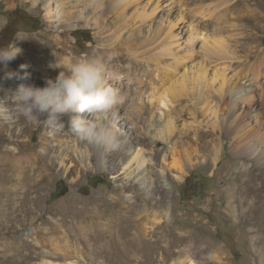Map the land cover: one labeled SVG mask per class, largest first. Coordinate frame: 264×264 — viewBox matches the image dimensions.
Here are the masks:
<instances>
[{
  "label": "rangeland",
  "instance_id": "374dc122",
  "mask_svg": "<svg viewBox=\"0 0 264 264\" xmlns=\"http://www.w3.org/2000/svg\"><path fill=\"white\" fill-rule=\"evenodd\" d=\"M11 4L6 8L0 2V46L19 48L25 34L51 28L55 34L64 31L67 50L79 60L97 57L105 63L98 50L114 56L109 64L115 73L112 87L127 94V111L143 108L151 120H172L171 134L158 129L161 138L154 137L155 126L138 128L155 138L159 168L168 169L171 149L178 150L175 156L184 165L170 167V180L162 181L170 214L142 219L104 211L88 215L83 209L94 194L110 193L114 173L89 170L76 180L77 174L56 167L40 200L22 203L19 212L8 210L12 203L0 202V264H264V161L248 159L251 151L237 158L233 133L223 132L237 121L241 140L258 137L264 142V0H44L37 8L30 0ZM134 61L137 69L129 68ZM222 79L224 87L232 86L217 100ZM6 81L15 83L16 78L0 73L6 113L16 115ZM181 82L193 87L192 94L181 91ZM236 89H242L243 97L232 95ZM208 90L214 96L204 108L198 91ZM196 100L203 108L198 115ZM62 117L66 115L58 121L63 129L32 126L14 141L37 142L42 132H54L58 150L76 157L82 150L85 157L81 144L74 147L77 138ZM249 177L256 189L255 198L250 193L252 201L243 191ZM230 183L237 189L231 203ZM55 191L62 192L51 199Z\"/></svg>",
  "mask_w": 264,
  "mask_h": 264
},
{
  "label": "bare ground",
  "instance_id": "6f19581e",
  "mask_svg": "<svg viewBox=\"0 0 264 264\" xmlns=\"http://www.w3.org/2000/svg\"><path fill=\"white\" fill-rule=\"evenodd\" d=\"M1 1H4L6 3V8H9L13 5L11 3L16 0L11 1V3L10 0H0V2ZM30 1L33 8H37L44 2V0ZM19 49L21 51L18 57L9 62L6 67L0 68V73H3V75H10L16 78L15 83L11 81L5 82L10 86L13 94L20 85L43 87L47 79L54 80L58 73L64 70L63 68L56 67L57 62L67 65L68 63L79 60L78 56L73 54V50H67L64 31L55 34L51 28H40L34 34H25L20 42ZM97 53L104 57V62L108 67L110 63L116 60L114 56H108L107 54L103 55L102 50H98ZM261 59L264 60V56H262ZM129 68L137 69L136 62L134 61ZM128 79L132 80V77ZM113 81L114 79L109 81L111 87L114 86L113 83L115 82ZM191 81L193 82V79H191ZM180 84L182 87L181 91L186 94H190L191 92L192 94V86L188 89L184 82ZM230 86H232V84H226L224 87V79L221 80L219 85L220 90L215 93L217 95V100H220L222 96L226 95V89H229ZM154 88L158 91L157 87ZM224 88L225 91H223ZM241 90L242 89L234 90L232 95L235 97H243ZM136 93L137 90L134 89L133 94ZM120 94L124 98V103L119 109H123L122 113H126L128 116L123 117V114H121V112L118 113V110H116L115 115L110 114L105 117L106 120L114 121L122 132L119 147L113 151H105L103 148L87 145L77 139V144L74 147L78 148L81 144L85 157L82 155V150L78 157L72 152H64L61 149L58 150V144L53 143L54 136L57 135L54 132L49 136L42 132L40 140L37 142H31L30 140L15 142L14 139L16 137L26 134L32 126H36L40 129L48 128V126L44 124H27L26 120L17 113L16 115H11L10 113L0 110V202L12 203V206H8L9 211H21L22 203H34L41 199L42 190L49 186L53 180L54 174L57 173V170H55L56 167L61 168L64 166V171L68 174L78 175L76 180L81 179L89 170L100 174L113 175L114 173L115 175L112 176L115 183L112 185L109 194H94V196L91 197V205L88 206V203L84 204L83 209H85L88 215L98 216L96 214L99 211H104L110 215H124L131 218L138 217L142 219L148 218L150 215L156 218L158 215L170 214V205L166 200L168 188L164 185L165 182L162 183V181L164 177L170 180L171 176L168 174L170 167L183 169L184 163L182 164L175 156L178 150L175 152L174 149H171V162L168 164V169L164 171L161 170V168H159L161 165V151L155 148L156 140H154V137L161 138V134L158 132L160 127L164 128L167 134H171L172 120L171 122H169L168 119L162 121L155 116L151 120L150 117L146 115L147 112L144 111L143 108H140L136 112H129L126 109L127 94L124 92ZM165 95H167V92ZM198 95L202 97L204 108L207 106V104L204 103L209 102L210 96H214L213 92L211 93L210 90L204 92L198 91ZM128 97L131 99L130 96ZM157 97L161 98L162 94H159ZM0 100H2L6 106L7 100L1 97ZM9 100L12 101L14 105L13 99L9 98ZM237 102L238 100H233L234 106H237ZM194 105L196 106L195 113L197 115L201 114L203 108L201 104H199V101L196 100ZM65 115L66 117H62V120L65 119L67 128L69 129L70 116L69 114ZM166 116H168L167 111L164 117ZM236 120L237 119H234L233 121ZM125 121H129L131 125H128ZM148 122H150V124H148ZM227 125V129L223 132L226 134L233 133L231 144L237 149V158L251 151V153L247 155L248 159L253 161H264V148L260 150L257 147V145L260 144L264 147L263 141L258 137H256L255 141L241 140L240 135L237 134V129L240 130L237 121L235 124L230 123V125ZM151 126H155L156 128L154 137L149 135L147 130H138V128L148 129ZM6 130H12L13 135L9 132H5ZM132 130H135L136 133ZM10 142L12 144L9 145ZM68 148H72V146H67V149ZM57 150L58 153H56ZM74 150L76 149L74 148ZM165 160L166 157H163L162 161ZM82 163H84L85 166L89 165V168L84 170V168L80 166ZM225 166L229 167L230 163H225ZM242 166L246 167V164H242ZM162 174L165 175L162 176ZM250 178L251 177L245 180V183H248V187H245L243 191L245 196L249 197L247 200L252 201L251 198L252 195L253 198H255L254 194L256 193V189H252L254 184H252L253 186L251 185L252 180H250ZM118 181L121 182L119 183ZM227 188L229 190V200L231 203L232 195L237 189L233 183H230ZM138 200L140 202H138ZM229 206L232 207L231 204H229ZM138 224L137 222L135 225ZM253 237L255 236L253 235ZM257 239H259V237H256V239L253 238V243L256 242L255 240Z\"/></svg>",
  "mask_w": 264,
  "mask_h": 264
},
{
  "label": "clouds",
  "instance_id": "9594fccd",
  "mask_svg": "<svg viewBox=\"0 0 264 264\" xmlns=\"http://www.w3.org/2000/svg\"><path fill=\"white\" fill-rule=\"evenodd\" d=\"M11 44L0 46V65L7 66L20 53ZM55 79H47L45 86L20 85L14 93L13 110L33 125L57 126L62 114H69V131L83 143L113 151L120 145L121 130L109 114L124 103L119 90L110 86L115 73L97 57H86L67 65ZM0 110L8 108L0 100Z\"/></svg>",
  "mask_w": 264,
  "mask_h": 264
},
{
  "label": "water",
  "instance_id": "95a60500",
  "mask_svg": "<svg viewBox=\"0 0 264 264\" xmlns=\"http://www.w3.org/2000/svg\"><path fill=\"white\" fill-rule=\"evenodd\" d=\"M61 192L60 191L52 192L51 195H50L51 196V199H54L55 197H58L61 194Z\"/></svg>",
  "mask_w": 264,
  "mask_h": 264
}]
</instances>
